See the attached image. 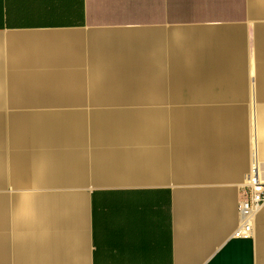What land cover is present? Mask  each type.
I'll return each instance as SVG.
<instances>
[{"label": "crops", "instance_id": "crops-1", "mask_svg": "<svg viewBox=\"0 0 264 264\" xmlns=\"http://www.w3.org/2000/svg\"><path fill=\"white\" fill-rule=\"evenodd\" d=\"M264 0H0V264H264Z\"/></svg>", "mask_w": 264, "mask_h": 264}, {"label": "built area", "instance_id": "built-area-1", "mask_svg": "<svg viewBox=\"0 0 264 264\" xmlns=\"http://www.w3.org/2000/svg\"><path fill=\"white\" fill-rule=\"evenodd\" d=\"M257 169L254 165L249 175L247 189L240 192L238 209L241 222L234 234L237 237L248 238L253 234L255 218L264 207V180L259 176Z\"/></svg>", "mask_w": 264, "mask_h": 264}]
</instances>
